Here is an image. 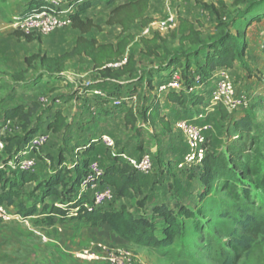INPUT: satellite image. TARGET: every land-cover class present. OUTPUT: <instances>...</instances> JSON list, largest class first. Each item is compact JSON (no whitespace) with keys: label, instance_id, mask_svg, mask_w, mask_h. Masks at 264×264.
<instances>
[{"label":"rangeland","instance_id":"374dc122","mask_svg":"<svg viewBox=\"0 0 264 264\" xmlns=\"http://www.w3.org/2000/svg\"><path fill=\"white\" fill-rule=\"evenodd\" d=\"M39 2L0 0V153L4 160L8 158L2 135L25 134L19 122L5 116L17 105L38 103L31 127L48 136L38 149L27 150L28 155L20 154L21 150L12 160L8 158L9 166L0 161L6 172L0 192L5 188L17 193L11 204L3 203L7 211L36 206L31 216L22 211V220L0 218V264H219L220 245L228 246L227 235L237 227L222 213L241 204L225 190L223 179L208 183L200 179L204 172L198 163H184L190 149L178 122L209 125L206 153L216 137L222 142L219 148L230 153V147L237 151L248 144L247 139L240 140L242 130H233L238 122L247 121L256 148L264 153V0H149L144 13L125 25L108 23L112 8L121 0L115 4L92 0L93 7L83 15H89L96 26L83 41L81 32L68 21L50 32L23 31L17 26L16 18L37 13ZM60 8L62 15L77 10L68 4ZM169 12L175 15L176 25L162 30L160 21ZM258 15L263 17L257 19ZM219 23L235 35L241 53L232 66L218 67L203 80L204 55L207 45L222 33L217 30ZM174 50L182 55L171 65L166 57ZM225 75L233 98L247 97L248 106L221 119L212 115L217 105L212 93ZM193 78L195 85L186 87ZM174 82L178 85H170ZM171 91H184L191 99L181 107L170 100ZM59 115L66 118V126L48 129L53 120L60 124ZM106 137L114 145L109 146ZM146 151L153 153L154 166L143 174L147 182L131 197L119 196L113 189L112 200L93 204L92 190L83 183L89 174L76 181L80 171L85 172L95 160L106 171L116 156L138 157ZM246 154L259 161L258 151L246 150ZM232 156L238 158L235 152ZM25 158L34 161L31 172L36 181L21 176L20 162ZM261 167L264 171V160ZM58 171L67 176V186H58V193L46 197L42 185ZM246 180L252 204H264V192L252 178ZM236 183L240 190L244 188ZM163 205L183 226L168 248L127 242L109 225L82 218L86 211L123 208L150 219L156 235L164 238L169 223L157 210ZM50 206L62 210L53 215ZM239 264H264V234Z\"/></svg>","mask_w":264,"mask_h":264},{"label":"trees","instance_id":"16d2710c","mask_svg":"<svg viewBox=\"0 0 264 264\" xmlns=\"http://www.w3.org/2000/svg\"><path fill=\"white\" fill-rule=\"evenodd\" d=\"M107 1L109 4H115L120 0ZM91 2L92 0H70L68 3L71 7L75 9L77 8L76 11L69 12L68 15L71 18L72 26L76 30H79L82 34L80 41H83L84 35L91 32V30L96 26L94 20L89 15H83L84 12L89 11L93 7ZM148 3L149 0H121L120 3L116 4L112 8V15L109 17L108 23L125 25L127 22H132L144 13ZM49 5V2L40 0L37 7L40 10ZM249 12L252 13V11ZM0 13L2 14L3 11L0 10ZM221 16L222 15L220 14V17ZM262 17V15H258L257 19ZM221 24L222 23H219L217 26L219 33L222 32L219 38L207 45L209 51H207L204 55L206 62L201 66V77L203 80L208 77L209 73L218 67L232 66L235 59L239 57L241 53L235 35L228 31L226 26ZM246 47L247 46L245 45V48ZM243 51L245 52V49H243ZM181 55L180 51L174 50L169 51L166 58L169 64L172 65L176 62L178 63ZM190 63L191 62L187 63L188 67H190ZM193 85H195L194 78L185 84L186 87H191ZM190 99L189 94L184 91H181L180 93L176 91L170 92V100L179 103L181 107L185 106ZM202 99L203 97L199 98L197 104L201 105ZM158 107L159 106H155V108ZM38 110L39 104L34 103L30 107H27L26 105H17L15 108L6 112V119L19 122V128L25 133L24 135L14 133L11 135L1 136V140L4 143L3 153H7L10 160L14 158L15 154H18L24 149L32 137L40 133L39 128L31 127L33 122L32 120L38 114ZM212 112L214 117L221 119H227L233 113L222 103L215 105ZM58 119L60 124L57 125V121L53 120L48 124L47 128L59 130V128L61 129L66 126V118L63 115H59ZM233 130H242L240 133V140L245 142L247 139L246 142L248 144L244 143L245 145L241 146L237 149V151H234V149L230 147L227 149L230 153H225L219 148L222 142H220V139L216 137L214 143L210 144V148L207 151L203 162L198 164L199 169L204 172V175L200 178L201 180H205L209 183L216 178L223 179L225 190L233 199L241 204L240 207H236L235 210L222 213L223 217L233 219L237 227L234 228L229 235H227L229 239L228 246L226 247L225 245H220L222 249H220L216 254V260L219 264H239L243 258L250 256L257 244L259 236L264 234V204H252L254 202L252 193L250 189L246 187L249 185L246 178L250 177L253 182H255V185L264 192V171L261 167V163L264 160V153L260 151L258 147L256 148V139L250 134L252 129L249 122H238L237 126ZM229 131L230 130H228V132ZM247 133L248 138L246 136ZM36 149L38 148H35V150ZM246 150H250L252 154L258 151L259 156L257 159H259V161L255 162L256 158L247 155ZM147 152L150 151L143 152L138 155V157H141ZM234 152L238 155V158L232 156V153ZM48 156L50 160H53L51 155ZM8 158H5L4 160L3 155L0 153V161H5L7 164L6 166H9ZM60 160L61 157L59 158V161ZM89 166L90 164L86 168L85 172L80 171L81 174L78 179L76 178L77 182L84 179L88 175ZM143 174L144 173L133 169L125 157L118 155L113 159V165L104 171L102 182L104 184H110L113 189L117 190L119 196L131 197L134 190L140 189L141 183L147 182V178ZM21 176L28 182L37 180V176L34 175L31 170H23ZM4 178L6 179L5 169L0 167V181L4 180ZM66 178L67 176L63 171H58L54 176L47 178L45 180V184L42 185L45 190V196L49 197L58 193V186L60 185L67 186ZM236 181L239 182L240 185L244 186L242 190L239 189V185ZM13 186H16V183ZM16 194L17 193H15V191L3 188L0 192V204H3L4 202L11 204ZM50 207H52L50 210L53 215L60 213L62 210L59 206ZM46 208L48 209L49 207ZM157 210L163 212L166 216L167 222L169 223V226L165 230L166 236L164 238H160L156 235L150 219L139 218L132 212L123 208L119 211H86L82 218L109 225L114 233L118 234L127 242H132L141 246L153 247L154 249L168 248L175 242L174 235L182 234L183 226L174 218L172 210H170L167 206L163 205L158 207ZM22 211L25 216H31L36 212V206L26 207L25 205H21V211L19 212L22 213ZM187 212L191 213L189 216L193 217L195 215L192 211ZM201 228L205 229V224L201 225ZM211 238L212 237L207 238L208 242L211 241Z\"/></svg>","mask_w":264,"mask_h":264},{"label":"built area","instance_id":"2783aa9c","mask_svg":"<svg viewBox=\"0 0 264 264\" xmlns=\"http://www.w3.org/2000/svg\"><path fill=\"white\" fill-rule=\"evenodd\" d=\"M70 0H49V8L48 9H40L37 13H32L27 16H20L16 18L17 26H20L23 31H29L31 29H42L45 32H50L61 26L66 24L68 21L71 23V19L68 13L65 15L63 14V9L60 8L62 4H68ZM70 6V5H69ZM70 12V11H69ZM54 13V14H53ZM53 14V15H51ZM62 17H66L67 19L62 20ZM176 17L172 12L168 13L167 18L163 21H160V28L162 30H166L168 28H173L176 25ZM178 85L176 82L171 83L170 85ZM213 103L218 104L222 103L226 106L229 111L236 110L239 107H246L248 106L247 97H234L233 98V91L232 85L229 81L227 75L222 77L219 81L218 85L216 86L215 90L213 91ZM178 127L181 129L188 140L189 143V152L184 156V163L186 162H194V163H202L205 154H206V132L209 130V125H196L192 122L187 120H182L178 122ZM32 141L30 145L27 144V147L20 152V154L28 155L29 151L39 148V146L43 145L46 141L48 136L45 133L37 134L32 137ZM105 141L109 146L114 145V142L109 137L105 138ZM3 144L0 142V146ZM125 157V155H124ZM126 160L130 163L133 169L142 172V173H149L153 168V161H152V153L147 152L143 154L141 157H127ZM34 161L32 159H22L20 162V167L23 170H31L33 167ZM183 164H181L182 166ZM89 175L84 179L83 183L85 187H88L92 190V202L93 204H103L106 203L114 198L113 188L108 184H101L103 176H104V169L101 167L100 163L95 160L91 162L89 166ZM8 209L5 205L0 204V218L3 220H11V219H24L22 214L19 212L10 213L7 211ZM99 246H102L101 244ZM105 248V247H104Z\"/></svg>","mask_w":264,"mask_h":264}]
</instances>
